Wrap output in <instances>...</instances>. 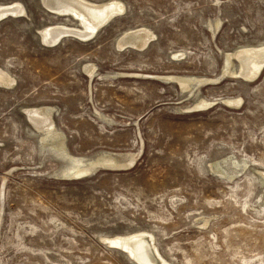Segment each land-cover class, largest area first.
<instances>
[{"label":"rangeland","instance_id":"374dc122","mask_svg":"<svg viewBox=\"0 0 264 264\" xmlns=\"http://www.w3.org/2000/svg\"><path fill=\"white\" fill-rule=\"evenodd\" d=\"M262 46L264 0H0V264H264V65L225 71Z\"/></svg>","mask_w":264,"mask_h":264},{"label":"bare ground","instance_id":"6f19581e","mask_svg":"<svg viewBox=\"0 0 264 264\" xmlns=\"http://www.w3.org/2000/svg\"><path fill=\"white\" fill-rule=\"evenodd\" d=\"M86 5V4H85ZM85 7V6H83ZM112 7L114 6H109V5H102L99 7L97 6H94V8H91L89 7H85V12L82 14V16H85V20L88 21L87 23L92 25V28L99 25L100 22H102L104 19H106L107 15L109 14V12L112 10ZM83 9V8H82ZM123 10V9H122ZM111 13V12H110ZM117 14V13H116ZM105 24V23H104ZM98 27V26H97ZM145 31V30H144ZM57 33V32H56ZM135 33V32H134ZM133 33V34H134ZM59 34V32L57 33ZM132 34V33H131ZM137 34V33H136ZM139 34V33H138ZM143 34V33H142ZM140 36V34H139ZM138 35H136L134 37V39L132 38V36H129L128 39H131L132 38V42L134 40V43L137 45V44H140L141 46V43L143 44L142 41L140 42H137L139 38ZM142 37V36H141ZM144 37V36H143ZM142 37V39H143ZM136 38V39H135ZM140 39V38H139ZM136 40V41H135ZM133 43V44H134ZM236 57H238L240 60V66L239 68L243 69V73L244 75L248 78H253L254 76H258V72H260V69L262 67V65H264V46L262 47H250V48H241V49H238V50H235L233 53H229L227 54L226 53V57H225V61H226V68H225V71L227 72H232L233 73L236 71L235 69H233L232 67V60H231V55H233ZM234 57V58H235ZM236 57V58H237ZM235 70V71H234ZM240 70V69H239ZM238 70V71H239ZM237 72V71H236ZM241 73V72H240ZM242 74V73H241ZM233 75V74H232ZM231 75V76H232ZM169 78L170 77H173L175 78L176 81H178V85L182 88V89H185V88H188L190 87V85H192L193 83H195V80H196V77L194 76H180V75H173V76H169L167 75ZM244 76V78L246 79V77ZM172 78V79H173ZM7 79V78H6ZM5 77L0 74V81H5L6 80ZM209 79V78H208ZM250 79V80H251ZM168 80V79H166ZM200 80H204V79H200L198 77V81L199 82ZM207 81V79H205ZM204 80V81H205ZM6 81H9V80H6ZM169 81V80H168ZM174 81V79L172 80ZM194 85V84H193ZM197 85V83H196ZM192 87V86H191ZM190 87V88H191ZM189 89V88H188ZM227 101H231L233 103H236V99H230V100H227ZM240 101V100H239ZM199 103H197L196 105L197 106H204V104H206V102L204 100H200L198 101ZM209 104V103H208ZM196 107V106H195ZM206 107V106H205ZM43 110V109H41ZM51 110V108L49 109ZM39 111V110H38ZM44 111V110H43ZM35 112V111H34ZM50 112V111H49ZM43 114V117H45L46 119H49V116H48V110L46 109V111L42 112ZM39 114H41V112H39ZM36 115V114H35ZM50 124V123H49ZM53 124V123H52ZM48 126V125H47ZM53 126V125H52ZM55 127V126H54ZM49 130V129H48ZM56 131V130H55ZM57 132V131H56ZM53 134H58V133H52L51 131H47L46 134H44V137H43V141L44 142H48V140H50V138H54L52 135ZM63 135L61 134H58V137L57 139H55V144L54 146H51L52 148H54L57 152L61 153L62 155H65L67 156L68 158L72 159L74 161V163L76 165H74L73 167H71L69 170L67 171H62L64 174H68V175H73V174H83V173H90L91 170L95 169L96 166L98 165H103L104 167L105 166H113L111 168H114V166H126L125 165V162L123 160H120L116 154L114 153H104L102 152L101 154L95 156V157H88V159H84V158H78L77 157H73L69 154L67 148H66V144H65V141H64V137H62ZM51 138V139H52ZM121 155V153H120ZM123 155V154H122ZM129 155V154H128ZM130 156V155H129ZM96 157H99L98 159H95ZM121 159L122 156H120ZM128 158V157H127ZM131 160V159H130ZM248 164V163H247ZM217 165V164H216ZM220 165V164H219ZM128 166V165H127ZM217 171H220V172H224L226 173V170H224L223 168L221 167H215ZM96 170V169H95ZM216 172V171H215ZM63 173L61 175H63ZM92 173V172H91ZM230 173H227V175H229ZM233 174V173H232ZM236 174V173H235ZM67 175V176H68ZM225 175V174H224ZM64 176V175H63ZM230 176V175H229ZM230 179L231 176H230ZM146 241H148L147 239H143L141 241H137L136 243L137 244H145ZM132 242V241H131ZM149 242V241H148ZM134 244V245H137V244ZM119 245H122L119 243ZM124 245V248H126L127 250L130 251L131 255L136 259V261H138L140 264L141 263H144L146 260V248H141L139 246H134V245H127V244H123ZM143 249V250H142ZM132 260V259H131ZM157 263V262H156ZM155 263V264H156ZM145 264H149V263H145ZM159 264V263H158Z\"/></svg>","mask_w":264,"mask_h":264},{"label":"water","instance_id":"95a60500","mask_svg":"<svg viewBox=\"0 0 264 264\" xmlns=\"http://www.w3.org/2000/svg\"><path fill=\"white\" fill-rule=\"evenodd\" d=\"M94 170V169H93ZM91 170V172L93 171ZM87 173H83V174H73V175H68V176H73V177H79V176H83ZM144 238H147V240L149 241H146V243L144 244V247L147 249L146 250V260L145 261H148L150 260L151 262H153L152 264H158L159 263V258L157 256V252L155 251V247L153 246L152 242H151V239L148 235L144 236ZM123 244H125L123 242ZM120 245L121 248H123L124 252L127 253L128 256L131 257L132 261H134L136 264H140L138 261H136V259L131 255L130 251L127 250L126 248H124V245ZM141 264H145V263H141Z\"/></svg>","mask_w":264,"mask_h":264}]
</instances>
